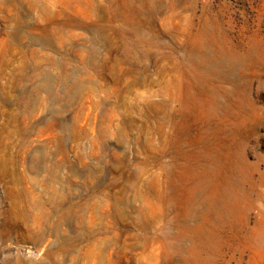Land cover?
<instances>
[{"label": "rangeland", "instance_id": "rangeland-1", "mask_svg": "<svg viewBox=\"0 0 264 264\" xmlns=\"http://www.w3.org/2000/svg\"><path fill=\"white\" fill-rule=\"evenodd\" d=\"M0 264H264V0H0Z\"/></svg>", "mask_w": 264, "mask_h": 264}]
</instances>
